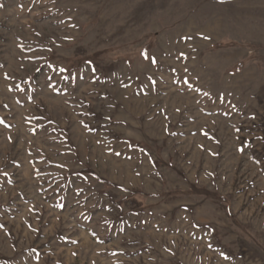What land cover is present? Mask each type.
<instances>
[{"label": "rangeland", "instance_id": "rangeland-1", "mask_svg": "<svg viewBox=\"0 0 264 264\" xmlns=\"http://www.w3.org/2000/svg\"><path fill=\"white\" fill-rule=\"evenodd\" d=\"M0 264H264V0H0Z\"/></svg>", "mask_w": 264, "mask_h": 264}, {"label": "trees", "instance_id": "trees-1", "mask_svg": "<svg viewBox=\"0 0 264 264\" xmlns=\"http://www.w3.org/2000/svg\"><path fill=\"white\" fill-rule=\"evenodd\" d=\"M75 173L79 174V175H83V174H92L91 171L89 169L86 170H82V171H76Z\"/></svg>", "mask_w": 264, "mask_h": 264}]
</instances>
